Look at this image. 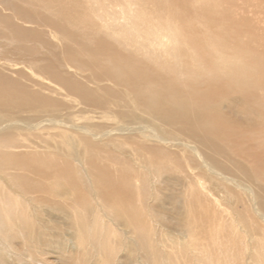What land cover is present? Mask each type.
Listing matches in <instances>:
<instances>
[{
  "label": "rangeland",
  "instance_id": "1",
  "mask_svg": "<svg viewBox=\"0 0 264 264\" xmlns=\"http://www.w3.org/2000/svg\"><path fill=\"white\" fill-rule=\"evenodd\" d=\"M49 1L52 0H0V15L10 18L8 22L3 21V25L19 26L20 24L19 27L25 29L24 35H18L14 42L10 40V36L9 41L0 38V84H4L6 92L14 93L10 94L37 93L43 97L49 95L54 98L56 95L53 90H56L57 86H62L56 77L58 73H63L64 76L73 74L75 80H79V73H85L88 82L87 78H84L85 80L81 78L79 81L98 89L101 80L92 75L93 71L88 65L85 72L75 68L77 73L71 71L73 69L66 64L67 59L71 56L75 57L76 52L89 53L99 49L105 51L96 40L102 36L101 30L106 23H111L116 18L123 21L121 11L129 4L135 9L144 10L157 0L152 4L150 3L153 0H54L62 5L60 6L62 17L51 16L45 8ZM194 2V0H161L160 4L165 6L157 7L154 12L145 11L151 16V23L154 25L170 16L177 19L176 24L179 27L184 25L181 30L193 32L198 27L197 20L191 16ZM15 4L23 9L22 17L16 13L18 9L13 7ZM212 4L222 9V13H217V16H222L217 17L216 27H224L227 30L235 28L237 30L235 46L248 45L253 53H259L264 57L262 52L264 0H215ZM200 17L201 14L198 18ZM60 27L70 29L74 36L64 38ZM86 36L92 39L93 45L90 47L82 44ZM189 43L193 45V42L189 41ZM15 46L20 47L15 50ZM127 47L131 48V46ZM108 52L113 56L119 55L112 49H108ZM62 92L65 93L66 90ZM100 93L102 91L99 90ZM98 97L102 98L101 95ZM24 98L26 99L25 95ZM72 98L79 99L77 95H73ZM16 105L17 103L0 104V126L9 124L5 127L8 130L6 135L0 136L2 160L5 159L3 156L5 153L28 150L20 145L24 141L32 145L29 143V138L34 141H45L51 135V126L34 132L30 127L42 124L44 119L51 114L55 115V112L43 113L39 112L41 110L39 108L19 111ZM76 114L82 117L83 113L76 112ZM86 115L89 114H84ZM56 116L73 122L71 115L67 117L66 110L57 113ZM100 122L96 124L101 133L103 130H108L112 120L106 118ZM244 132L248 136L246 142L243 141L244 139H231L227 141V148L231 151V155L238 156L245 165H253L259 179L264 181V146L260 147L262 143L257 146L251 144L250 136H253L251 131L246 133L244 130ZM122 137H113L106 144H101L98 138L93 139L96 146L92 147V154L83 157L84 164L77 162L74 156L68 154L50 157L43 154L46 149L40 146L34 148V145L27 152L32 155L36 150L37 155L31 157L38 162L19 160L13 170L6 168L11 166L12 162L8 164L0 162L2 166L0 167V198L4 200L2 204L9 205L11 200L15 199L11 193L8 194L9 189L6 188L4 179L10 174L19 173L28 174L38 183L33 197L49 199L50 202L45 203L49 211L55 203H66L65 200L58 198L56 193L59 185L67 184L69 181L63 180L65 177L60 176L61 171L58 167L43 162L59 167L67 163L68 166L63 168L69 171V167L72 166L78 175L76 180L80 187L72 191L77 205L83 208L87 204L95 205L97 202L100 204L95 206L102 204V201L98 200L103 198H97L88 189L89 180H81L86 168L95 182L99 180L101 184L104 183L103 187L108 190L106 201L108 210L114 207L115 211L123 216L121 221L126 225L120 223L119 226L116 225L117 219H113L111 216L113 213L110 212L106 215L103 211L89 213L88 210L83 214L85 221H93L97 215L107 222L111 233L108 236L110 245L104 250L102 245H97L100 237L96 231L89 233L82 229L76 230L75 227L77 237L74 238L75 231L69 225V221L71 220L72 223L74 220L79 221L81 216L70 218L64 214L48 216L47 212L33 215L30 213L28 219L19 214L5 216L6 227L0 229V247H5L6 235L12 234L13 231L18 233L12 241L8 240L9 242L18 245L27 243L31 246L21 255L15 256L7 250L8 245H6L5 251L0 250V256H6L7 259L1 260L0 264L5 260L15 264H191V261L201 262L204 258L203 264H243L242 260L239 262L242 254L240 245H243L244 254L248 259V250L252 252V245H264V222L259 219L256 208L250 204L243 189H235L231 185L223 187L211 185L207 177L195 174L188 175L187 179L183 176L182 170L178 176L175 169L180 168L182 164H189L188 167L197 166L183 154L180 148L175 146L160 148L172 157V159L164 158L162 155L154 154L157 153L155 152L157 146L145 141L121 146L119 139L123 140ZM263 138L264 136L262 142ZM133 157H136L132 173L135 176H130L133 179L129 181V186L123 185L124 180L129 178H126L122 169L127 162L131 163ZM143 160L148 161L150 168L141 166ZM220 160L226 163L224 158L220 157ZM32 166L48 169L52 173L49 178L41 177L33 172ZM102 166L106 167L102 168ZM21 167L27 170L19 169ZM187 170V174L192 173L189 172L190 169ZM167 175H173L176 181L170 186L162 182L155 183L158 178ZM200 180L206 186L205 191L200 185ZM261 185L264 186V182ZM158 188L160 190H156ZM243 219L248 220V224L244 225L241 221ZM50 220L56 221V226H52ZM25 222L29 225L26 235L20 232V227ZM182 231H185V235ZM60 237L67 240V245L59 246ZM138 240L144 242V245H140ZM79 241L82 242L81 245H78ZM245 245H249L250 248L246 249ZM7 253L11 256L8 257ZM259 255L264 256V247L259 249Z\"/></svg>",
  "mask_w": 264,
  "mask_h": 264
},
{
  "label": "bare ground",
  "instance_id": "2",
  "mask_svg": "<svg viewBox=\"0 0 264 264\" xmlns=\"http://www.w3.org/2000/svg\"><path fill=\"white\" fill-rule=\"evenodd\" d=\"M194 1L191 16L197 20L196 31L181 30L184 25L179 27L176 24L177 19L170 16L168 19L159 21L157 25L151 23V16L145 10L154 12L157 7L165 6L160 4L161 0L155 1L152 6L144 10L135 9L129 4L121 11L123 21L116 18L102 27L101 32L105 34L100 33L102 36L96 41L105 51L99 49L89 53L76 52L75 57L71 56L67 59L66 64L73 69L71 71L77 72L75 68H79L78 70L85 72L88 65L93 71L92 75L101 80L98 89L102 93L99 94L98 89L79 81L81 78L82 80L87 78L88 82V76L85 73H79V80H75L73 74L64 76L63 73H58L57 80L63 87L57 86L58 89L53 90L56 95L54 98L49 95L43 97L37 93L13 95V92H6L4 84H0V104L17 103L19 111L39 108L41 109L39 112H55V115L51 114L44 119L42 124L30 127V130L34 132L51 126V135L47 140L34 141L29 138V143L32 145L26 144L25 141L20 145L28 150L33 145L34 148L40 146L46 149L43 154L50 157L68 154L74 156L77 162L84 164L83 157L86 154H92V147L96 146L93 139L98 138L101 144H106L107 141L118 136H123V140L119 139L121 146L140 141L153 144L157 146L155 150L157 153L154 154L162 155L164 158L172 159L171 155L161 150L163 147L180 148L183 154L198 167L182 164L180 168L175 169L178 176L182 170L183 176L187 179L188 175L195 174L207 177L211 185L222 187L231 185L235 189H243L250 204L256 208L259 219L264 222V186L261 185L264 181L259 179L253 165H245L238 156L231 155V151L227 148V141L231 139H244L243 141L246 142L248 136L244 130L246 133L251 131L253 135L250 136L251 144L257 146L262 143L260 147L264 146V138L262 142L264 57L259 53H253L248 45L236 47L237 41L234 39L237 30L235 28L227 30L224 27H216L218 26L217 17L222 16H217V13H222V9L213 6L212 3L215 0ZM60 6H62L60 3L52 0L47 2L45 8L51 16L62 17ZM13 7L18 9L16 13L20 14V17L24 15L19 5L15 4ZM200 14L202 17L198 18ZM3 21L8 22L10 18L0 15V38L9 41L10 36V40L14 42L18 35H24L25 29L20 28V24L4 26ZM60 31L66 39L74 36L73 32L66 27H60ZM189 41L193 42V45ZM82 44L90 47L93 42L86 36ZM68 46L72 47L70 44ZM19 47L14 48L18 50ZM108 49L114 50L119 55H110ZM262 52L264 53V50ZM89 74L91 76V73ZM63 90L66 92H62ZM73 95H77L79 99L72 98ZM99 95L102 98H99ZM65 110L67 117L72 116L73 122L56 116L57 113ZM76 112H82V117ZM87 113L89 115L84 116ZM106 118L111 119L112 122L108 125V130L100 133L96 123H101L100 120ZM8 126L9 124L0 126V136L6 135L8 130L5 127ZM28 150H25V153H5L3 155L5 159H0V162L5 164L12 162L11 166L5 165L11 170L16 168L14 165L19 160L38 162L31 157L37 155V151L29 155ZM136 155L140 158L139 154L136 153ZM136 157L131 158L133 162H127L122 169L126 178H129L124 180L123 185L129 186V181L133 179L130 176H135L132 173ZM220 157L224 158L226 163H223ZM43 163L58 167L61 171L60 176L65 177L63 180L69 181L67 184L59 185L58 192H55L58 194L57 197L65 200L66 203H55L49 211L45 206V203L50 202L49 199L33 197L34 190L38 186L33 178L26 173L10 174L7 179H4V184L9 189L8 194L11 193L15 199L11 200L9 205H4L3 198H0V229L6 227L5 216L19 214L28 219L27 216L30 213L33 215L47 212L48 216L64 214L67 218L76 215L83 218V214L88 210L89 213L101 211L106 215L108 212L113 213L111 216L117 219L115 224L119 226L120 223L126 226L121 221L123 216L115 211L114 207L108 210L106 205L108 190L103 187L104 183L101 184L99 180L95 182L86 168L81 180H89L88 189L97 198H103L98 200L102 201L100 206H95L100 204L99 202L95 205L87 204L88 207L83 208L77 205L72 191L79 189L80 185L77 183L78 175L74 167L71 166L69 171H66L63 167H67V163L62 164L61 167L49 162ZM141 166L150 168L147 160H143ZM185 167L192 173L187 174L188 170ZM31 168L41 177L49 178L52 173L48 169L35 166ZM19 169L27 170L24 167ZM171 176L158 178L155 183L162 182L170 186L176 181V178ZM255 179L259 181L254 182ZM200 185L205 191L206 186L201 180ZM33 200L37 202L33 203ZM82 218L79 221L74 220L73 223L69 221V225L75 231L74 238L77 237V229L89 233L96 231L100 237L97 245H102L104 250L108 249L110 245L108 236L111 233L107 222L97 215L93 221H85ZM241 221L244 225L248 224L246 219ZM50 224L56 226L57 222L50 220ZM28 228L29 225L25 222L21 225L20 232L26 235ZM182 232L185 235V231ZM16 233L18 231L6 235L7 243L5 247H0L1 251H5L8 245L7 250L19 256L31 246L27 243L18 245L9 242L8 240L12 241ZM66 241L60 237L59 246L67 245ZM137 242L144 245L141 240ZM81 244L82 242L79 241L78 245ZM248 246L245 245L246 249L250 248ZM262 247L264 245H252V252L248 250V259L244 254L243 245H240L242 254L239 262L242 260L243 264H264V256L259 255V249ZM7 256L10 257V253H7ZM4 259L7 257L0 256V261ZM204 262L205 258L201 262L191 261V264ZM3 264L15 263L5 260Z\"/></svg>",
  "mask_w": 264,
  "mask_h": 264
}]
</instances>
